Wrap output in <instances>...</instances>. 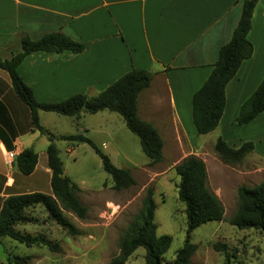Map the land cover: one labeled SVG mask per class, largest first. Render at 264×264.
<instances>
[{
    "label": "crops",
    "instance_id": "crops-1",
    "mask_svg": "<svg viewBox=\"0 0 264 264\" xmlns=\"http://www.w3.org/2000/svg\"><path fill=\"white\" fill-rule=\"evenodd\" d=\"M241 8L242 0H0V57L10 58L19 52L23 36L38 39L61 31L84 43L79 53L37 51L23 59L19 73L39 101H58L75 93L95 96L133 68L148 70L152 79L138 95L139 117L151 122L162 139L167 135L183 151L201 158L207 184L214 170L222 180L219 186H252L264 181V111L243 125L234 124V120L264 76V0H258L254 7L247 35L252 54L225 87V107L218 126L199 134L210 135V140L197 142L192 121V96L211 73L220 47L230 40ZM14 94L9 74L0 69V208L9 195L35 191L52 194L47 133L75 134L47 128L43 118L52 121L59 117L45 111H39L45 132L33 129ZM107 111L93 115L108 118L111 115ZM84 125L81 130L87 128L86 122ZM96 131L109 133L103 127ZM219 137L233 148L247 141L254 148L238 165L230 166L219 160L214 150ZM81 144L87 143L68 141L66 149L74 156ZM28 147L36 151L38 158L33 172L24 175L14 162L6 161V152L17 154ZM251 178L254 184L242 181ZM79 188L78 195L88 191ZM213 193L222 204L221 191ZM36 208L39 206L28 210L33 220Z\"/></svg>",
    "mask_w": 264,
    "mask_h": 264
},
{
    "label": "trees",
    "instance_id": "trees-1",
    "mask_svg": "<svg viewBox=\"0 0 264 264\" xmlns=\"http://www.w3.org/2000/svg\"><path fill=\"white\" fill-rule=\"evenodd\" d=\"M257 2L258 0H242L240 18L230 40L220 47L218 57L212 64L211 73L192 96V121L198 134H207L218 126L225 107V87L236 75L243 60L252 54L253 47L247 35ZM20 45L21 50L10 58L0 57V69L9 74L15 93L28 106L33 129L45 132L39 122V111L78 119L83 112L95 114L108 110L118 113L124 119L127 128L139 138L149 164L161 160L163 139L157 128L151 122L141 119L137 112L138 95L151 83L152 76L148 70L133 68L95 96L75 93L58 101H39L19 73L18 67L23 59L37 51L79 53L84 49V43L74 40L61 31H53L38 39L23 36ZM262 111H264V76L255 91L240 106L234 124H246ZM47 134L49 143L46 153L48 167L51 170L52 194L35 191L6 197L0 208V238L8 236L27 246L43 245L52 251H58V244L44 234H31L16 228L18 224H26L33 220L28 214L29 209L41 206L47 218L65 229L68 234L80 233L79 228L63 211H69L78 218L84 219L88 207L78 197L77 193L80 190L78 185L64 173L63 160L55 139L71 143L85 142L91 146L100 156L103 169L111 176L114 190L128 188L136 181L129 170L117 167L87 136L78 133ZM253 148L254 145L250 141L233 148L220 137L214 143V150L225 163L240 162ZM37 158L38 155L32 147L24 148L15 155L14 166L24 175L31 174L37 164ZM174 170L179 176L177 194L184 204L186 234L183 246L177 250L175 258L166 264H193L191 257L196 245L192 242V232L204 223L222 220L224 208L219 198L208 187L206 166L201 158L190 154L182 158L174 166ZM155 210L154 190L148 186L142 199V206L126 228L119 252L112 257L110 264H126L128 258L139 247L145 249L144 264H162V256L170 247L172 237L168 234H157ZM230 223L240 229L253 228L264 233V181L252 186L240 185L237 188V208ZM214 248L224 251L225 264H231L230 255L226 251L227 245L218 242L214 244ZM15 260L16 263L22 262L20 257H16Z\"/></svg>",
    "mask_w": 264,
    "mask_h": 264
},
{
    "label": "rangeland",
    "instance_id": "rangeland-1",
    "mask_svg": "<svg viewBox=\"0 0 264 264\" xmlns=\"http://www.w3.org/2000/svg\"><path fill=\"white\" fill-rule=\"evenodd\" d=\"M14 95L32 125L28 106ZM105 113L111 116L103 118L101 114L85 113V118L77 120L55 113L52 115L59 119L47 121L43 118V122L47 128L51 127L53 130L88 136L117 167L131 172L135 184L114 190L111 176L103 169L100 156L91 146L81 144L73 152L75 155L72 153L74 156H71L66 149L68 141L58 139L60 156L66 169L64 173L76 185L88 190L78 195L88 207L84 219L69 211H63L79 228L80 233L68 234L65 229L49 220L43 207L39 206L32 211L36 220L27 225H17L16 228L31 234H44L58 244V251H52L43 245L27 246L5 236L0 238V264H110L112 257L119 252L126 228L142 206L148 186L154 190L157 234H168L172 237L170 247L162 256V264L175 258L177 250L184 243L186 215L184 204L177 194L179 176L174 166L189 154L173 138L163 135V156L160 161L149 164L139 138L127 128L124 119L115 112ZM18 115L22 116L19 109ZM84 122L87 128L81 130L85 126ZM100 127L109 133L96 131ZM197 137L198 143L211 138L210 135L199 134ZM218 159L225 163L220 156ZM226 164L238 165L232 162ZM217 173L214 170L211 172L208 187L212 192L221 191L224 217L220 221L204 223L192 232V242L196 245L191 257L193 264H225V252L214 248V244L218 242L227 245L226 251L230 255L231 264H264V233L253 228L240 229L230 223L237 208V189L235 186H219L218 183L222 180ZM242 181L254 184L255 179ZM218 187L221 189L218 190ZM144 254L145 249L139 247L126 264H144ZM16 257H20L22 262L16 263Z\"/></svg>",
    "mask_w": 264,
    "mask_h": 264
},
{
    "label": "built area",
    "instance_id": "built-area-1",
    "mask_svg": "<svg viewBox=\"0 0 264 264\" xmlns=\"http://www.w3.org/2000/svg\"><path fill=\"white\" fill-rule=\"evenodd\" d=\"M15 152L14 151H7L6 152V161L11 164L14 160V157H15Z\"/></svg>",
    "mask_w": 264,
    "mask_h": 264
}]
</instances>
